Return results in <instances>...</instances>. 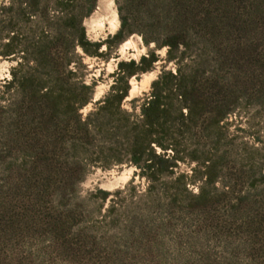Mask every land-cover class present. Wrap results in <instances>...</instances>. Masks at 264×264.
<instances>
[{
  "label": "rangeland",
  "instance_id": "rangeland-1",
  "mask_svg": "<svg viewBox=\"0 0 264 264\" xmlns=\"http://www.w3.org/2000/svg\"><path fill=\"white\" fill-rule=\"evenodd\" d=\"M183 1L196 17L170 26L183 32L173 50L139 32L115 37L119 8L132 14L134 0H97L83 20L102 42L88 46L94 55L60 50L47 68L0 56V264H264V0ZM139 16L146 37L166 38ZM7 17L39 34L38 16ZM178 69L174 84L205 95H189L196 114L178 167L152 157L148 178L117 161L107 129L74 130L82 82L92 86L83 117L126 86L122 108L140 115L153 81ZM110 116L120 118L115 106Z\"/></svg>",
  "mask_w": 264,
  "mask_h": 264
},
{
  "label": "trees",
  "instance_id": "trees-1",
  "mask_svg": "<svg viewBox=\"0 0 264 264\" xmlns=\"http://www.w3.org/2000/svg\"><path fill=\"white\" fill-rule=\"evenodd\" d=\"M0 2V11L16 12L22 22L34 15L42 20L37 26L39 34L34 32L32 35H26L24 31L17 29L19 24L12 19H0V23L5 27L0 35V56L16 58L17 68H23L24 65L31 68L56 67L60 64V50L63 54L70 52L77 56V46H81L87 54L94 55L96 52L91 51L88 46L94 45L98 48L102 44L101 41L91 43L83 25V20L94 10L97 0H16L9 6L2 5L4 0ZM134 5L132 14L128 15L123 14L122 8H119L121 24L114 36L123 39L139 32L144 35L146 43L156 41L160 45H169L170 50L175 49L183 37L182 31L171 29L170 26L176 23L185 24L189 17H196L191 5L183 0H134ZM139 15L146 18V26L163 28L166 38L159 42L155 36L146 37L145 31L141 30ZM11 31L15 32L12 36ZM70 62L67 57L63 64L67 66ZM182 78L180 69L171 73V80L166 79L163 73L160 74L153 81L151 91L144 96L140 115L122 108V102L128 94L126 86L113 102L109 101L108 95L96 102V110H91L83 117L79 111L91 100L92 86L82 82V86L89 92L78 97L72 105V110L77 115L74 130L90 133L96 127L102 131L107 129L109 138L115 140L114 143L123 153V158L117 161L130 159L144 170L142 174H146L148 178L151 177L154 165L152 157L169 161L168 166L174 169L180 161H184L180 139L187 133L186 122L196 114L189 102V95L205 96L197 88L189 91L183 88L181 83L174 84L175 80L177 82ZM13 82H16L15 78ZM114 106L120 114L118 119L110 116ZM187 106L188 111L185 112L184 108ZM225 107L222 103L215 105L220 118L228 113ZM158 148L161 149L159 153ZM170 150L174 154L171 155Z\"/></svg>",
  "mask_w": 264,
  "mask_h": 264
}]
</instances>
